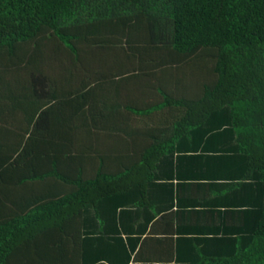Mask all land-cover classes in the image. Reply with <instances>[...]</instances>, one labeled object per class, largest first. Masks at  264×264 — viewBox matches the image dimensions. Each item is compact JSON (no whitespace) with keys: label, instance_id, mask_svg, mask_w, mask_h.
<instances>
[{"label":"trees","instance_id":"1","mask_svg":"<svg viewBox=\"0 0 264 264\" xmlns=\"http://www.w3.org/2000/svg\"><path fill=\"white\" fill-rule=\"evenodd\" d=\"M0 264H264V0H0Z\"/></svg>","mask_w":264,"mask_h":264},{"label":"crops","instance_id":"2","mask_svg":"<svg viewBox=\"0 0 264 264\" xmlns=\"http://www.w3.org/2000/svg\"><path fill=\"white\" fill-rule=\"evenodd\" d=\"M120 60L116 61L119 62ZM116 62L112 63L115 64ZM103 88H100L95 94L102 97L103 99H106V97H110L112 98L114 96V90L112 89V87L105 82L102 84ZM119 91H121L122 93H128V88L126 85H121ZM105 94H109L108 96H106ZM109 99V98H108ZM173 183H175V180H173ZM162 195V191L160 189V193H158V196Z\"/></svg>","mask_w":264,"mask_h":264}]
</instances>
